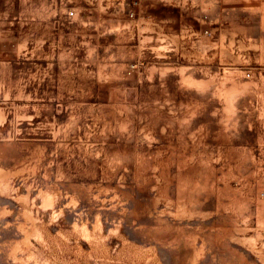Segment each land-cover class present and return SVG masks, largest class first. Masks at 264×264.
<instances>
[{"label":"rangeland","instance_id":"rangeland-1","mask_svg":"<svg viewBox=\"0 0 264 264\" xmlns=\"http://www.w3.org/2000/svg\"><path fill=\"white\" fill-rule=\"evenodd\" d=\"M263 194L264 0H0V264H264Z\"/></svg>","mask_w":264,"mask_h":264},{"label":"built area","instance_id":"built-area-1","mask_svg":"<svg viewBox=\"0 0 264 264\" xmlns=\"http://www.w3.org/2000/svg\"><path fill=\"white\" fill-rule=\"evenodd\" d=\"M70 14H71V15H73V14H74V12H73V11H71V12H70ZM131 15H133V13H131ZM263 197H264V194H263Z\"/></svg>","mask_w":264,"mask_h":264}]
</instances>
